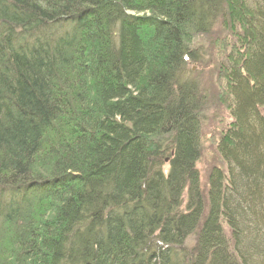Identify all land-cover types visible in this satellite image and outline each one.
Masks as SVG:
<instances>
[{"label": "trees", "instance_id": "16d2710c", "mask_svg": "<svg viewBox=\"0 0 264 264\" xmlns=\"http://www.w3.org/2000/svg\"><path fill=\"white\" fill-rule=\"evenodd\" d=\"M226 11L249 33L203 193L184 38ZM261 109L264 0H0V264H264Z\"/></svg>", "mask_w": 264, "mask_h": 264}, {"label": "rangeland", "instance_id": "374dc122", "mask_svg": "<svg viewBox=\"0 0 264 264\" xmlns=\"http://www.w3.org/2000/svg\"><path fill=\"white\" fill-rule=\"evenodd\" d=\"M241 13V11H240ZM248 30L243 20L235 12L226 11L224 20H216L212 29L201 35L190 34L184 39L188 48L197 50L199 60L186 67V78L198 83L206 96L201 109V153L196 163L202 192L207 189V176L212 167L224 169V164L216 151V142L221 134L230 127L229 90L226 65L237 54L243 55V41ZM245 50V49H244ZM264 117V109H261ZM166 169V166H164ZM225 235L229 229L224 225Z\"/></svg>", "mask_w": 264, "mask_h": 264}]
</instances>
